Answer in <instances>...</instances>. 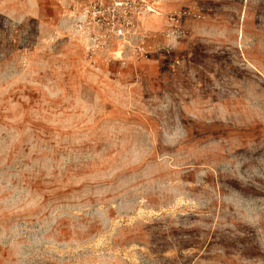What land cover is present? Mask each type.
Returning <instances> with one entry per match:
<instances>
[{
    "label": "rangeland",
    "instance_id": "rangeland-1",
    "mask_svg": "<svg viewBox=\"0 0 264 264\" xmlns=\"http://www.w3.org/2000/svg\"><path fill=\"white\" fill-rule=\"evenodd\" d=\"M0 264H264V0H0Z\"/></svg>",
    "mask_w": 264,
    "mask_h": 264
},
{
    "label": "crops",
    "instance_id": "crops-1",
    "mask_svg": "<svg viewBox=\"0 0 264 264\" xmlns=\"http://www.w3.org/2000/svg\"><path fill=\"white\" fill-rule=\"evenodd\" d=\"M254 61V60H253ZM255 62V61H254Z\"/></svg>",
    "mask_w": 264,
    "mask_h": 264
}]
</instances>
